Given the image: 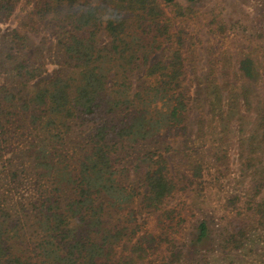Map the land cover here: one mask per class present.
<instances>
[{
    "label": "trees",
    "instance_id": "16d2710c",
    "mask_svg": "<svg viewBox=\"0 0 264 264\" xmlns=\"http://www.w3.org/2000/svg\"><path fill=\"white\" fill-rule=\"evenodd\" d=\"M17 1L0 0L5 17L13 14ZM194 13L177 0H40L35 5L33 16L57 29L54 34L75 69L69 76L63 70L50 76L42 67L21 61L19 73L36 83L33 97L15 105L17 97L0 88L4 94L0 145L8 135L7 123L17 119L20 131L15 134L29 141L31 163L24 167H30L36 191L17 203L0 192V264H146L150 253L164 246L170 258L162 264H180L182 251L172 252L177 249L176 238L167 234L172 211L160 217L156 231L135 242L124 223H133L135 232L140 227L138 208L160 212L180 191L171 162L177 163L178 170L190 172L183 176L188 182L203 176V162L191 153L188 143L192 128H205L202 118L198 127L191 128L188 113L195 98L184 85L182 34L173 32L177 20ZM130 14L136 17L134 22ZM134 27L142 36L131 32ZM99 32L108 38L104 47L97 43ZM15 35L22 39L18 30ZM142 37L149 43L144 44ZM159 53L160 58L150 64L151 56ZM253 65L248 59L239 68L240 77L251 83L262 76ZM219 87H213L216 98L223 97ZM244 96L227 102L228 111L241 100L240 111L245 109L250 120L240 159L246 169L255 171L253 178H264V167L258 165L262 161L258 152L264 148V100L250 114L251 102L246 92ZM32 105L35 112L22 121L20 114L29 113ZM10 106L14 110L8 112ZM25 121L30 126L26 134L21 127ZM74 122L81 136L69 144ZM165 141L168 148L162 151L160 144ZM170 150L176 152L173 160L166 154ZM232 202L236 205L237 200ZM239 216L242 221L226 238L229 249H240L250 231L257 225L264 227L260 204L246 202ZM207 236L203 222L197 239Z\"/></svg>",
    "mask_w": 264,
    "mask_h": 264
},
{
    "label": "rangeland",
    "instance_id": "374dc122",
    "mask_svg": "<svg viewBox=\"0 0 264 264\" xmlns=\"http://www.w3.org/2000/svg\"><path fill=\"white\" fill-rule=\"evenodd\" d=\"M39 1L18 0L10 17H5V13L0 11V88H6L17 97L15 105L21 100H30L36 91V83L28 82L17 70V64L21 61L31 67H42L50 76H54L57 70H63L65 76H69L75 69V64L66 60L59 37L54 34L57 29L33 16V8ZM177 2L195 10L188 19L177 20L173 32L182 34L187 71L184 85L195 98L188 119L192 128L202 118L205 128L202 132L199 125H196L198 130L192 128L188 143L192 148L191 153L203 162L204 173L202 178H191L193 181L188 182L183 176L190 172L178 170L177 163L171 162L180 191L160 212L138 208L137 224L140 227L135 232L133 223L125 222L124 225L129 228L128 237L135 242L144 234L156 231L160 217L172 211L166 221L167 234L173 233L176 238L177 249L172 252L178 249L182 251L180 264H264V227L257 225L250 231L240 249H229L226 241L228 232L241 220L239 214L244 213L246 202L254 206L260 204L264 208V178H253L255 171L246 169L240 159V145L247 135L250 119L245 118V109L240 111L241 100L232 111H228L227 104L237 98L243 99L246 92V98L251 102L248 113L251 114L255 104L264 100V0ZM166 12L172 16L170 8L166 7ZM128 18L134 22L136 17L130 14ZM215 19L224 21L219 25L211 24ZM16 30L22 34V39L16 38ZM131 32L138 33V30L134 27ZM138 35L142 36L140 33ZM142 38L144 44L149 43ZM97 43L100 47L107 45L108 38L104 33L99 32ZM160 56V53L152 55L150 64ZM248 59L253 60V66L262 74L253 83L249 78L240 77L243 73L239 68ZM210 74L211 78L207 80ZM133 80L137 81V78ZM237 81H240L239 84H236ZM208 84H211L209 88ZM235 84L239 89L235 90ZM214 86H221L219 94L223 97L216 98ZM3 97L0 90V98ZM11 107L7 108L8 112L14 110ZM33 107L29 113L24 110L19 118L22 121L27 119L35 112ZM223 112L226 114L225 120L222 119ZM15 120L7 123L8 135L0 145V192H5L12 203L20 202L23 196L36 195L34 175L29 166L24 167L31 163L27 150L29 141L25 142V137L22 139L15 134L20 131H17ZM76 124H72L74 130L69 144L77 142L81 136ZM21 127L24 134L30 128L26 121ZM168 143L160 144L162 151L168 148ZM171 146L174 144L171 143ZM175 153L174 150L166 152L172 160L176 157ZM258 153L262 160L258 165L264 167V148ZM14 174L18 178H14ZM121 178L128 180L124 176ZM130 181H135V178L131 177ZM233 199L237 200L236 205ZM114 220L119 219L115 217ZM203 222L208 227V236L198 240L199 227ZM118 252L122 251L118 248ZM169 258L170 253L164 246L161 251L150 253L146 264H162Z\"/></svg>",
    "mask_w": 264,
    "mask_h": 264
}]
</instances>
